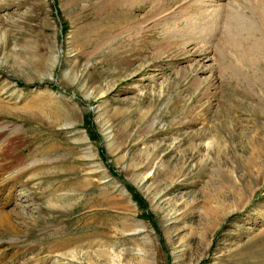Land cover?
Segmentation results:
<instances>
[{
	"label": "rangeland",
	"instance_id": "1",
	"mask_svg": "<svg viewBox=\"0 0 264 264\" xmlns=\"http://www.w3.org/2000/svg\"><path fill=\"white\" fill-rule=\"evenodd\" d=\"M200 1L0 0V264H264V0Z\"/></svg>",
	"mask_w": 264,
	"mask_h": 264
},
{
	"label": "bare ground",
	"instance_id": "2",
	"mask_svg": "<svg viewBox=\"0 0 264 264\" xmlns=\"http://www.w3.org/2000/svg\"><path fill=\"white\" fill-rule=\"evenodd\" d=\"M158 1H160V0H158ZM201 1H203V0H201ZM200 1V2H201ZM211 1H218V0H211ZM219 1H221V3L219 2H217L218 4H216L215 3V5L212 3L211 5H210V7H208L209 6V4L207 3V4H203L204 2H201V3H199V6H200V8H199V10H197V11H195V13H193V15H192V18H188V20L192 23V25H190V26H193L194 28H196L197 26H199L202 22H204V21H206V19L207 18H210V19H213V17H217V18H220L222 15H220L219 13H221L222 12V10H223V6H225L226 5V3H225V5H223L224 3H222V1H224V0H219ZM122 2V1H121ZM210 2V1H209ZM223 5V6H222ZM226 7V6H225ZM233 9V8H232ZM262 10L263 11H261V13H260V15H262V19L264 20V8H262ZM223 11H225V10H223ZM199 14H201L202 16H203V18H202V22H199V20H198V18H200V16L198 17V15ZM224 15V14H223ZM256 16V15H255ZM215 19V18H214ZM250 20V19H249ZM215 21V20H214ZM220 21V20H219ZM219 21H217V22H219ZM207 22V21H206ZM211 23V22H210ZM214 23V22H213ZM263 24H264V21H263ZM172 25V24H171ZM188 25V26H189ZM250 25L252 26V23H251V21H250ZM196 26V27H195ZM170 26H169V33H170ZM165 29V28H164ZM181 29V28H180ZM213 29H214V27H213ZM167 30V29H166ZM174 30H176V27H174ZM174 30H173V33H174ZM184 30V29H183ZM182 30V31H183ZM193 30V29H192ZM211 30H212V28H211ZM184 31H187V30H184ZM163 32V31H162ZM168 32V31H167ZM166 33V32H165ZM172 33V32H171ZM172 33V34H173ZM182 34L181 35H183L184 33L183 32H181ZM263 33H264V27H263ZM164 34V33H163ZM167 34V33H166ZM170 35V34H169ZM264 35V34H263ZM175 36V35H174ZM167 37V36H166ZM169 39V38H168ZM225 39V38H224ZM262 39V38H261ZM262 40H264V39H262ZM261 41V40H260ZM224 44V43H223ZM255 44V43H254ZM205 50V49H204ZM206 53H208V54H210V50H206ZM210 57V56H209ZM58 199V198H57ZM61 199V198H60ZM3 224H7V225H9V226H13V222H12V220H11V214L9 213V212H7V211H5V210H3V212H2V210H0V225H3Z\"/></svg>",
	"mask_w": 264,
	"mask_h": 264
}]
</instances>
